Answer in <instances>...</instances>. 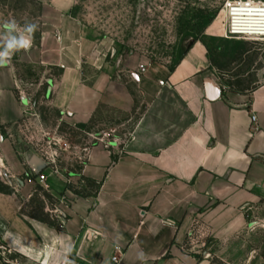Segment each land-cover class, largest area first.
Instances as JSON below:
<instances>
[{"label": "crops", "instance_id": "obj_1", "mask_svg": "<svg viewBox=\"0 0 264 264\" xmlns=\"http://www.w3.org/2000/svg\"><path fill=\"white\" fill-rule=\"evenodd\" d=\"M38 1L45 11L37 36L0 27V56L7 51L10 61L0 67V123H15L28 110V101L17 97L21 63L60 70L52 104L77 123L90 120L101 104L132 110L134 95L107 63L103 34L72 13L76 0ZM5 20L0 8V25ZM14 35L33 39L31 47L7 49ZM90 68L95 76L88 81ZM137 86L145 111L125 152L113 162L110 147L93 146L82 167L83 177L101 183L97 192L79 196L67 190L52 225L12 220L14 231L19 225L34 240L20 241L22 249L34 250L32 264H114L113 256L118 264H212L188 247L205 209L231 233L249 225L248 208L264 201V81L253 89L227 88L213 76L207 46L198 41L174 67H144ZM1 147V164L30 177L34 170L11 142ZM50 170L43 171L47 179ZM56 188L55 196L65 190L63 183ZM252 261L264 264V258Z\"/></svg>", "mask_w": 264, "mask_h": 264}, {"label": "rangeland", "instance_id": "obj_2", "mask_svg": "<svg viewBox=\"0 0 264 264\" xmlns=\"http://www.w3.org/2000/svg\"><path fill=\"white\" fill-rule=\"evenodd\" d=\"M225 1L76 0L74 13L101 31L107 41V63L134 95L135 106L130 111L101 104L90 120L77 123L52 104L53 85L60 70L19 65L21 88L17 97L28 101V110L15 123H0V145L5 140L11 142L22 163L36 154L51 170L42 184L37 177L43 172L33 171L24 178L0 162V264H32L29 260L36 258L34 250L20 247L21 240H34L20 233L19 225L14 231L12 220H39L52 225L67 190L79 196L97 192L98 182L83 177L82 167L93 146H108L115 156L125 152L145 111L137 86L144 67L156 63L174 67L191 46L202 41L208 49L213 76L227 88L253 89L264 81V41L224 38ZM0 8L7 13V20L15 19L21 26L36 24L34 35H38L45 11L38 0H0ZM94 76L91 68L85 75L88 81ZM33 178L36 184L24 188L22 182ZM59 183L65 190L55 196L53 190ZM204 212L188 241L193 253L212 264H251L255 258H264V201L248 208L249 225L231 233L223 232L219 215L211 216L207 208Z\"/></svg>", "mask_w": 264, "mask_h": 264}, {"label": "built area", "instance_id": "obj_3", "mask_svg": "<svg viewBox=\"0 0 264 264\" xmlns=\"http://www.w3.org/2000/svg\"><path fill=\"white\" fill-rule=\"evenodd\" d=\"M224 8L227 13L224 38L264 41V0H226ZM37 179L45 183L47 174H38ZM112 261L118 264L120 258L113 256Z\"/></svg>", "mask_w": 264, "mask_h": 264}, {"label": "clouds", "instance_id": "obj_4", "mask_svg": "<svg viewBox=\"0 0 264 264\" xmlns=\"http://www.w3.org/2000/svg\"><path fill=\"white\" fill-rule=\"evenodd\" d=\"M3 30L10 32V33H16L18 29L24 28V30L33 38L35 31L38 30L37 25L33 23H24L23 26L18 24V22L15 19H9L5 20L2 25H0ZM33 39H27L23 35L20 36V38H16L14 35L11 40L7 43V49L12 50H23L27 51L31 45H32ZM8 52L5 51L3 56H0V67L6 66L10 64V61H8L5 57H7Z\"/></svg>", "mask_w": 264, "mask_h": 264}, {"label": "water", "instance_id": "obj_5", "mask_svg": "<svg viewBox=\"0 0 264 264\" xmlns=\"http://www.w3.org/2000/svg\"><path fill=\"white\" fill-rule=\"evenodd\" d=\"M206 85L208 87V91L210 93L211 98H215L218 95V92L215 88V85L212 79H208L206 81ZM29 164L31 165L32 169L36 173L43 172L44 170L48 168V163L36 154L31 156L29 160Z\"/></svg>", "mask_w": 264, "mask_h": 264}, {"label": "bare ground", "instance_id": "obj_6", "mask_svg": "<svg viewBox=\"0 0 264 264\" xmlns=\"http://www.w3.org/2000/svg\"><path fill=\"white\" fill-rule=\"evenodd\" d=\"M223 16H224L223 22L225 23L224 24V28H225L226 21H227V13H226V9L225 8L223 9ZM0 160H1V162L3 161L1 158H0Z\"/></svg>", "mask_w": 264, "mask_h": 264}, {"label": "trees", "instance_id": "obj_7", "mask_svg": "<svg viewBox=\"0 0 264 264\" xmlns=\"http://www.w3.org/2000/svg\"><path fill=\"white\" fill-rule=\"evenodd\" d=\"M73 9H74V8H73ZM72 12H73V14H75L73 10H72ZM75 15H76V14H75ZM116 160H117V156H113V162L116 161ZM100 184H101V183L98 182V187L100 186Z\"/></svg>", "mask_w": 264, "mask_h": 264}]
</instances>
